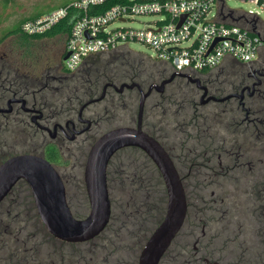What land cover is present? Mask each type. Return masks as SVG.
I'll return each mask as SVG.
<instances>
[{
  "label": "rangeland",
  "instance_id": "374dc122",
  "mask_svg": "<svg viewBox=\"0 0 264 264\" xmlns=\"http://www.w3.org/2000/svg\"><path fill=\"white\" fill-rule=\"evenodd\" d=\"M71 1L73 0H0V36L14 25L20 24L28 18L43 14ZM227 4L230 8L239 12L252 10L258 13L261 19L259 28L264 30V8L255 3L242 0H227ZM212 13H216V8L213 9ZM157 18L153 15H144L127 22L116 21L112 27L129 25L144 27ZM11 40V37H9L0 44V56H4L3 54L6 52L7 55L5 57L17 60L20 58L21 53L15 49ZM55 40L43 39L39 41L38 46L40 50L37 54L43 57L41 62H43L45 56L53 55L54 53L59 54L63 51L64 43ZM128 46H125L126 50L129 48L141 52L144 58L148 60V65H146L147 72L142 81L144 82L148 78L149 73H153L152 76L155 80L148 81V84L141 86L144 90H147L152 83H160L161 79L168 75L164 74L165 71L158 72V70L165 69L163 66L157 67L154 65L155 60L150 57V55L154 56V50L150 46L142 42H130ZM120 49L122 50L124 47ZM110 53L113 52L105 54ZM262 53H264V47L261 51ZM231 64L233 63L229 60L221 65L220 68L230 67L232 66ZM113 68H115V65L108 69ZM218 69L219 67L212 70L213 73L212 71L210 72L216 75ZM114 71H110V73ZM226 73H228V70ZM163 74L164 76H161ZM217 75L221 76V80L226 78L224 71ZM198 76L200 80L208 78L206 73L199 74ZM77 79L76 75L72 80L64 79V83L77 86ZM182 86H185L183 81L177 80L167 87L168 91L172 93L174 88ZM100 87L96 86V88ZM79 88L84 94L87 91L90 92L88 90L89 86H79ZM159 94L161 93L154 91L147 98L144 112L145 122L149 127L155 125L158 128V124L165 127V131L168 133L166 137L167 145L176 157L175 161L178 169L184 175L188 170V167L184 163L186 154L190 153L192 148L195 151L198 149L199 152L201 146L195 147L193 146L196 145L195 141H190L189 148L191 149H187L188 144L184 143L186 135L184 132H181L183 131L185 116L178 115L174 108L166 115L167 118H165L163 110L159 105ZM200 96L201 92L196 95V99L199 102ZM139 99L140 93L137 88H126L124 92L117 94L115 104L109 107L110 114L113 116L112 119L110 121H98L92 126L90 131L79 137L77 143H79L80 147L73 161L75 164L73 165L70 161V165L66 167L55 165L61 176H63L68 203L74 216L77 218H84L90 212V203L84 183V168L87 153L91 145L110 129L121 126H135ZM231 106L232 103H210L205 106L200 105L199 111L201 110L205 114L209 113L211 116L222 115L226 117V115H231L226 111ZM94 109L96 111L99 110L98 112H102L106 116L108 106L102 103ZM187 114L185 115L187 116ZM88 115L91 116L92 112H89ZM147 128L144 126L145 130ZM216 128L219 130L221 138L222 136L231 138V133L222 124ZM18 135L15 134L14 136L18 138ZM37 139L41 140L42 138L38 135ZM69 145L71 146V143ZM8 148L7 146L6 149ZM127 148L131 147L119 150L112 158L111 174L109 177L110 187L108 186V188L112 203L111 217L114 216V218L110 219L104 232L88 242L70 243L57 238V240L47 239L42 248L43 253L39 256L36 264H138L145 226L136 225L132 219H128L130 215L124 208V203L133 178L131 174L137 170V167L146 165L147 161L141 156L140 152ZM6 149H1L0 151V162L15 153L31 152L29 150H35L36 153H40L38 146L27 147L21 142H18L17 146L9 151ZM251 156L258 158V154ZM258 160L254 161L257 168L254 167L251 171L250 166L240 168L238 183L235 182L233 184L230 181H224L223 187L216 184L209 186L199 181L206 179V176H200L203 170L196 172L200 175L192 176V179L187 178L189 180H186L185 183L191 197V200L189 199L190 215L187 225L160 264H209L208 261H221V259L220 264H234V261L241 260V257L245 259L247 264H251L253 261L257 263L256 258L260 254L259 251L263 250L264 245V235H260L261 222L259 217L260 211L258 209L261 203H257L251 197L252 188L247 185L245 179L254 175V171H257L256 174H258V169L261 168ZM205 174H207V170ZM134 187L135 185L132 188ZM205 208L207 209L206 211L204 210ZM6 209H8L7 203L2 207L0 216L3 215ZM212 257L214 258L212 259Z\"/></svg>",
  "mask_w": 264,
  "mask_h": 264
},
{
  "label": "flooded vegetation",
  "instance_id": "af4514ba",
  "mask_svg": "<svg viewBox=\"0 0 264 264\" xmlns=\"http://www.w3.org/2000/svg\"><path fill=\"white\" fill-rule=\"evenodd\" d=\"M9 37L12 39V45L21 55L17 60L5 57L6 52H4V56H0V151L6 149L7 146L9 148L6 150L9 151L17 146L18 142H21L27 147L38 146L39 154L44 156L46 148L51 144L57 148L60 156L58 160L50 161L54 166L66 167L71 162L74 165L75 162L73 161L80 147L77 143L79 137L90 131L98 121H110L112 119L113 116L110 114L109 107L115 104L117 94L124 92H120L116 87L129 82L117 83L107 80L100 88L93 89V86H89L90 92L87 91L84 94L80 91L79 86H67L64 83V76L69 73L65 69V56L68 54L67 43L64 42L62 52L45 56L41 62L43 59L41 55L25 53L15 44V37ZM240 68L242 70L230 80L231 83L228 88L231 91L224 96H217L208 86L202 84L207 88L208 96L222 98L232 95L231 98L224 101L211 100L202 104L201 96L204 90L184 76L174 78L166 85L165 90L168 85L176 80L186 79L196 86L199 93L201 92L200 105L232 103L230 108L235 109V111L228 112L231 114L229 116L214 117L216 119L214 122L218 123V125L216 124L217 127L222 124L231 133L230 139L226 136L221 138L218 131V138L211 141L207 139V146L201 148L200 153H195L192 148L191 152L186 154L184 163L188 167L187 173L182 175L178 169L183 184L184 180L200 175L196 172L201 170L203 172L200 176H206V179L199 181L205 185L224 186V181H230L233 184L238 183L240 168L250 166L251 171L254 167L257 168L254 161L259 159L261 168L258 169V174H256L257 171H254V175L245 179L247 185L252 188V197L253 194L254 196L256 194V186L264 185V131L258 133L249 129L256 122H263V118L256 116L252 108L255 106V98L260 96L264 90V53H260L252 64L240 62ZM171 75H166L160 83ZM192 77L199 78V76ZM214 85L226 86L224 84ZM138 91L140 93L139 89ZM99 97L102 98L97 100ZM102 103L108 106L106 116L94 109ZM89 112H92L91 116L88 115ZM37 116L39 117L37 118ZM35 118L42 127L34 121ZM87 121L91 124L85 130L88 126ZM15 134H19L18 138L14 136ZM38 135L42 138L41 140L37 139ZM187 149L191 148L187 147ZM29 151L31 152L12 154L3 161L17 154L36 153L35 150ZM253 154L254 156L258 154V158L251 156ZM171 157L176 164V157L172 155ZM206 170L207 174H205ZM221 200L224 201L223 198Z\"/></svg>",
  "mask_w": 264,
  "mask_h": 264
},
{
  "label": "trees",
  "instance_id": "16d2710c",
  "mask_svg": "<svg viewBox=\"0 0 264 264\" xmlns=\"http://www.w3.org/2000/svg\"><path fill=\"white\" fill-rule=\"evenodd\" d=\"M125 1L127 0H108L104 6H100L98 9L100 11H104L113 4ZM41 15L42 14L33 16L32 18H28L26 20L34 19ZM26 20L20 24L14 25L12 28L1 34L0 42L9 36H14L17 47L25 51V53L31 55H37L39 52L40 48L38 45L40 40L56 39L63 43H67V37L70 32V26L67 22L59 24L43 34L29 35L22 30V24ZM231 63L233 64H231L232 66L230 67H223L224 69L222 67L219 68L217 70L218 72L216 71V75L215 73L212 74L213 71L212 73H209V71L206 70L205 72H207L206 74L208 75V78L204 80L201 79L202 83L208 86L209 89L219 97L224 96L231 91L226 86H229L231 78L242 70L240 68V62L231 61ZM113 65H115V68L108 69L110 67L112 68ZM146 65H148V60L144 58L141 52H137L129 48L126 50L124 47V49H120L110 54L92 56L78 71L65 74L64 79L72 80V78L77 75V86H93V89H95L96 86H103L107 80L117 83L137 82L140 86H145L148 84V81L150 82L151 80H155L152 76L153 73L151 72L148 74V78L144 80V82L142 81L147 72ZM154 65L157 67L163 66L165 70L161 69L158 70V72L165 71V75H170L174 72L170 66L157 60H155ZM227 70L228 73H226ZM110 71L114 72L110 73ZM223 71L225 72L226 78L221 80V76L217 74L223 73ZM164 74L161 76H164ZM179 80L183 81L185 86L174 88L172 93L168 91L167 87L164 93L159 94V105L163 110L165 118H167L166 115L174 108L176 109L178 115H182L183 117L185 116L183 131H181L186 135L184 143L186 145L188 144L189 147L190 141H195L196 145L193 146H201V148H203L204 146H207V139L211 141L218 138L217 132L219 130L216 128V124L218 125V123L214 122L216 121L214 117L217 115L211 116L209 113L205 114L202 113L201 110L199 111L200 102L196 99V95L199 93L198 89L194 84L190 83L186 79ZM214 84H224L226 86H215ZM67 86L75 85L67 84ZM254 104L255 106L252 108L253 113L256 116L262 117L263 122H256L255 125L249 129L259 133V131H264V90L260 96L255 98ZM233 110L235 111L234 108H230L227 112L230 113V111ZM187 112L189 113L187 114ZM185 114H187V116ZM143 126H146V128L148 127L146 131L158 139L170 155L175 157L171 152V148L167 145L166 137L168 133L165 131V127L160 126L159 124L158 128L155 125H151V127H149L145 122V116ZM201 148L199 149L201 150ZM127 149L140 152L142 154L141 156L147 161L146 165L137 167V170L131 174L133 175V178L130 183L129 192L126 196L127 199L124 203V208L130 215L128 219H132L136 225L140 224V226H145L143 229L145 232L142 239L143 243L141 245L143 248L150 234L164 217L167 194L163 179L158 173L157 167L152 160L138 148L131 147ZM200 150L199 152L198 149L194 151L195 153H200ZM44 157L51 162L60 158L57 148L51 144L46 148ZM112 161L113 159L109 163L107 172L108 186ZM133 185H135L134 188H132ZM184 186L188 200V214L182 230L174 239L172 245L181 235V232L187 225L188 217L190 215L189 199L191 200V197L185 180ZM256 187V194L255 196L253 194L252 198L255 199L257 203H261L258 207L261 222L260 235H264V185ZM6 203L8 204V209H6L3 215L0 216V264H36L39 256L43 253L42 248L44 247L47 239H57L47 231L41 222L30 188L24 180L19 181L7 198L2 202L0 205V212ZM204 210L206 211L207 209L205 208ZM113 218L114 216L111 217V219ZM168 251L165 253L163 258L166 256ZM259 252L260 254H258L256 258L257 263L253 261L251 264H264V245L263 250ZM213 258L214 257H212V259ZM221 261L212 260L208 262L209 264H220ZM234 264L247 263L245 262V259H242L241 257V260L239 259L234 261Z\"/></svg>",
  "mask_w": 264,
  "mask_h": 264
},
{
  "label": "built area",
  "instance_id": "2783aa9c",
  "mask_svg": "<svg viewBox=\"0 0 264 264\" xmlns=\"http://www.w3.org/2000/svg\"><path fill=\"white\" fill-rule=\"evenodd\" d=\"M242 1L264 8V0ZM107 2L73 0L26 20L22 30L29 35L43 34L67 22L65 69L69 73L78 71L92 56L117 51L130 42L145 43L154 50L151 58L189 76L205 74L229 60L252 64L263 49L259 14L232 9L227 0H127L100 11ZM144 15L158 18L144 27H112L116 21Z\"/></svg>",
  "mask_w": 264,
  "mask_h": 264
},
{
  "label": "water",
  "instance_id": "95a60500",
  "mask_svg": "<svg viewBox=\"0 0 264 264\" xmlns=\"http://www.w3.org/2000/svg\"><path fill=\"white\" fill-rule=\"evenodd\" d=\"M68 56L69 53L65 60ZM177 76L188 78L204 90L201 96L202 104L211 100L224 101L232 97V95L222 98L208 96V90L199 78L178 72H173L161 83L151 84L147 90L137 82L124 83L116 87L120 92L125 88L137 87L140 90L137 122L135 126H121L108 130L91 146L84 168V183L90 203V212L85 218L74 216L60 172L48 159L37 153L17 154L0 163V205L15 185L24 180L30 188L40 220L51 235L70 243L90 241L104 232L111 219L112 203L107 177L111 159L123 148H139L157 167L165 184L167 203L164 217L140 252L138 264H160L185 224L188 200L182 177L173 158L160 141L144 129L143 122L147 98L154 91L163 93L166 85ZM37 118L34 121L42 127ZM90 124L88 122L85 130Z\"/></svg>",
  "mask_w": 264,
  "mask_h": 264
}]
</instances>
